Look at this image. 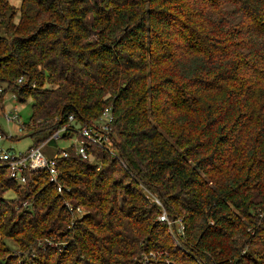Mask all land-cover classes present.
Segmentation results:
<instances>
[{
    "label": "trees",
    "instance_id": "obj_1",
    "mask_svg": "<svg viewBox=\"0 0 264 264\" xmlns=\"http://www.w3.org/2000/svg\"><path fill=\"white\" fill-rule=\"evenodd\" d=\"M20 1L0 0V111L32 100L24 153L53 146L58 180L0 160V264H264V0ZM108 109L114 157L78 134Z\"/></svg>",
    "mask_w": 264,
    "mask_h": 264
},
{
    "label": "rangeland",
    "instance_id": "obj_2",
    "mask_svg": "<svg viewBox=\"0 0 264 264\" xmlns=\"http://www.w3.org/2000/svg\"><path fill=\"white\" fill-rule=\"evenodd\" d=\"M11 4H13V6L15 7V9H19L21 7V1L20 0H9ZM31 104H32V100L30 99L29 101H27L26 103H18V101H16L15 99H13V94L11 92H9L3 102V110L0 111V132H2L5 135H7V139H5L4 141L1 142V146L3 147V149L5 151L7 150H14L15 153L20 154V153H24L26 152L34 143L33 138L31 137H26L27 132H26V128L25 131H23L21 134L17 133V129H18V125L15 123H9L7 120V116L12 117L14 114H19L20 115V120H21V124L25 125L28 123L30 115H31ZM11 136V137H10ZM20 139L18 141H14L15 139L19 138ZM77 141H79L77 139V136H75L74 138H72L69 141L60 139L58 140V144L60 148H66L74 143L77 144ZM102 147H105L107 149V151L114 157L116 155V149L114 146V143L108 142L106 145H103ZM48 151H55V148L51 145H48L46 147V149L44 150L45 153H47ZM52 155V154H51ZM117 157V156H116ZM100 169L98 168V171ZM18 183V182H17ZM17 185H21V184H17ZM16 192H18L19 194H24V190L20 189L19 187H15ZM142 188L144 189V192L147 196V198L151 201L156 203L158 206L162 207V203L161 201L155 196V194H153V192L149 191L147 188H145L144 186H142ZM70 192V190L67 191V193ZM22 194L21 196H17L16 193L13 191H9L7 193L3 194V198L7 201L6 203L10 206H15L16 211L18 213L21 212H25L29 206H30V201H28V199H22ZM10 200H14V201H10ZM9 202V203H8ZM64 207L66 206L70 211H74L72 206L67 202L64 201L63 203ZM76 213L75 216H78V218H82L85 215V210L83 208L77 209L75 211ZM166 218L168 221L166 222L169 226V228L171 229V223L175 222L176 226L178 228H180V226H182V219H170L166 212L163 211L162 214L159 217V220L161 221V218ZM177 220V222H176ZM41 241H38V243H40ZM44 243H48L49 245H53V246H57L58 243L56 242H52L49 240L44 241ZM6 244L7 247L10 250V253L8 256L11 257H18L19 255H23V251L16 245V243L13 240H6ZM155 255L154 254H150L149 256H145L142 260H141V264H145L148 260H150L151 258H154Z\"/></svg>",
    "mask_w": 264,
    "mask_h": 264
},
{
    "label": "built area",
    "instance_id": "obj_3",
    "mask_svg": "<svg viewBox=\"0 0 264 264\" xmlns=\"http://www.w3.org/2000/svg\"><path fill=\"white\" fill-rule=\"evenodd\" d=\"M22 82V79L19 80ZM2 91V90H1ZM13 99L17 100V97L13 95ZM9 123H15L18 125L17 133L21 134L25 131V127L21 124L20 115L14 114L12 117H6ZM73 118L71 117L70 120ZM113 117L111 114V110L108 109L104 112L102 119L98 123L97 128H91L85 126L82 130L79 131V135L85 141H88L91 144L95 145H106L108 142H111L109 137L110 125L113 122ZM60 133L55 134L54 138L58 139L60 137ZM7 135L4 136L2 132H0V160L4 167H7L10 171V178L19 184H26L27 172H36L39 170H48L51 174V182L56 183L58 180V174L56 170L55 160L49 159L43 152L44 145L31 149L28 153H20L17 154L12 150L5 151L1 146V142L7 139ZM11 137V136H10ZM79 140V139H78ZM78 143H83L82 141H77ZM80 154L84 159H88V155L85 153L84 148L80 149ZM64 157H67V154H63ZM58 191L60 193L63 192L61 186H59ZM162 222H167L166 218H161ZM171 229L176 225L175 222H172ZM180 230H183V226H180Z\"/></svg>",
    "mask_w": 264,
    "mask_h": 264
}]
</instances>
